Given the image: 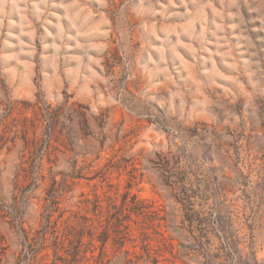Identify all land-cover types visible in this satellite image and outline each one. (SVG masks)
<instances>
[{
    "label": "rangeland",
    "instance_id": "rangeland-1",
    "mask_svg": "<svg viewBox=\"0 0 264 264\" xmlns=\"http://www.w3.org/2000/svg\"><path fill=\"white\" fill-rule=\"evenodd\" d=\"M0 264H264V0H0Z\"/></svg>",
    "mask_w": 264,
    "mask_h": 264
}]
</instances>
